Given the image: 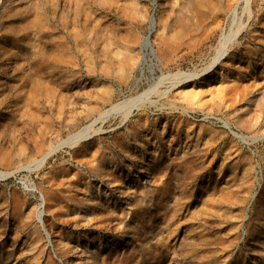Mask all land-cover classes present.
<instances>
[{
  "label": "rangeland",
  "instance_id": "1",
  "mask_svg": "<svg viewBox=\"0 0 264 264\" xmlns=\"http://www.w3.org/2000/svg\"><path fill=\"white\" fill-rule=\"evenodd\" d=\"M0 264H264V0H0Z\"/></svg>",
  "mask_w": 264,
  "mask_h": 264
},
{
  "label": "bare ground",
  "instance_id": "2",
  "mask_svg": "<svg viewBox=\"0 0 264 264\" xmlns=\"http://www.w3.org/2000/svg\"><path fill=\"white\" fill-rule=\"evenodd\" d=\"M153 25L154 22L150 20V26L153 27ZM185 96L190 100H193V103L201 101V94H199L198 90H194V89L188 90L186 91Z\"/></svg>",
  "mask_w": 264,
  "mask_h": 264
},
{
  "label": "water",
  "instance_id": "3",
  "mask_svg": "<svg viewBox=\"0 0 264 264\" xmlns=\"http://www.w3.org/2000/svg\"><path fill=\"white\" fill-rule=\"evenodd\" d=\"M149 34H150V31L148 32L147 37L149 36Z\"/></svg>",
  "mask_w": 264,
  "mask_h": 264
}]
</instances>
